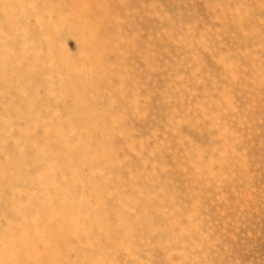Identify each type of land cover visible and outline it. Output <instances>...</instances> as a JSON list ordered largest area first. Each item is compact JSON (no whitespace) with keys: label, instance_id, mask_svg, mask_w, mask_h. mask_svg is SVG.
<instances>
[{"label":"rangeland","instance_id":"374dc122","mask_svg":"<svg viewBox=\"0 0 264 264\" xmlns=\"http://www.w3.org/2000/svg\"><path fill=\"white\" fill-rule=\"evenodd\" d=\"M0 264H264V0H0Z\"/></svg>","mask_w":264,"mask_h":264}]
</instances>
